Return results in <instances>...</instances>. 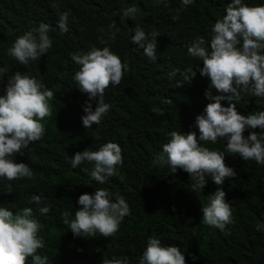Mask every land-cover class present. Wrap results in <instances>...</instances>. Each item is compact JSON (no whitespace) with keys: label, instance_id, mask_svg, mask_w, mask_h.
<instances>
[{"label":"trees","instance_id":"1","mask_svg":"<svg viewBox=\"0 0 264 264\" xmlns=\"http://www.w3.org/2000/svg\"><path fill=\"white\" fill-rule=\"evenodd\" d=\"M231 2L193 0L182 6V0H0V68L6 71L0 79V96L6 95L9 77L15 72L35 78L42 90L54 93L48 102L51 114L40 121L43 137L11 157L28 164L32 176L0 177V207L14 214L33 208L42 225L37 235L44 241L37 255L47 256V264H103L113 258L140 264L150 237L160 239L162 246H178L186 264H264V165L228 152L227 138L201 141L202 146L224 153L227 166L237 175L222 185L206 175L204 189L193 192L189 173L183 169L174 173L170 165L158 162L172 131L196 132L199 138L196 117L214 102L205 93L211 90L213 96L222 95L209 77L200 74L203 61L191 56L188 47L203 37V46L211 50L214 24L226 15ZM242 4L260 6L264 0H242ZM129 7L136 8L135 18L121 20ZM64 11L70 14L67 33L57 27ZM41 23L51 26L52 47L22 65L8 55V49ZM137 26L149 40L151 33L159 34L155 62L132 41ZM105 46L128 67L120 85L110 84L105 90L109 111L98 125L87 129L82 117L89 97L74 80L80 66L72 54ZM190 67L196 75L188 82ZM221 103L230 106L227 100ZM235 103L245 116L264 111V98L250 92L242 91ZM92 106L94 110L96 101ZM252 131L262 130L248 129L245 137ZM107 142L118 143L122 149L118 175L100 184L90 176L94 162L72 168L69 161L77 152L97 151ZM218 188L225 191L232 213L224 231L202 223V207ZM98 189L108 190L113 201L117 195L124 196L131 214L112 237L99 232L75 236L63 223L62 213L69 212L71 222L81 207L79 197L94 195ZM35 195L41 196V204L33 202ZM49 205L51 210L41 215L39 208ZM28 264H32L31 257Z\"/></svg>","mask_w":264,"mask_h":264},{"label":"clouds","instance_id":"2","mask_svg":"<svg viewBox=\"0 0 264 264\" xmlns=\"http://www.w3.org/2000/svg\"><path fill=\"white\" fill-rule=\"evenodd\" d=\"M192 2L182 0V6ZM135 13L136 8L129 7L124 10L121 20L134 19ZM69 15L64 11L58 18L57 27L64 33L68 32ZM111 27H115V23ZM50 29V25L41 23L38 29L18 37L8 49V55L22 65L39 59L52 47L48 35ZM212 33L211 50L203 46L205 40L199 37L188 47V53L203 61L200 74L209 77L211 86L222 95L213 96L211 90L205 93L214 102L206 106L204 114L196 117L199 138L196 132L172 131L169 142L163 145L164 154L158 157V162L170 165L174 173L178 169L189 173L193 192L204 189L206 175H210L217 185L237 175L227 166L224 153L202 146L201 141L215 143L218 138H227L228 152L264 165V111L245 116L238 112L235 103L240 100L242 91L264 98V5L248 6L242 4V0H232L226 15L215 22ZM158 36L153 32L149 40L148 34L137 26L132 41L155 62ZM72 60L80 66L74 75L78 89L89 97L84 107L86 115L82 117L83 125L88 129L93 124L98 125L109 111L110 105L104 99L105 90L110 84L120 85L128 66L107 46L103 49L93 47L87 53H73ZM187 71L190 76L185 79L191 82L196 72L191 67ZM4 73L5 69L0 68V79ZM53 97V91L42 90L35 78L20 72L9 77L6 95L0 96V177L16 180L32 176L28 164L16 163L11 157L43 137L45 130L40 121L51 114L48 102ZM225 100L230 106L221 103ZM92 101H96L94 110ZM257 128L262 131H252L245 137L246 130ZM84 161L94 162L90 176L103 184L106 178L118 175L117 165L123 163L122 149L118 143L107 142L97 151L77 152L69 162L76 168ZM84 171L88 172V169ZM111 195L106 189H98L94 195L82 194L75 219L70 222V213L65 211L63 223L70 226L75 236H95L97 232L106 238L114 236L124 217L131 212L124 196L117 195L113 201ZM225 197L222 188L209 197L210 203L202 207V223L225 230L231 223L232 214ZM32 199L35 204H41V196L35 195ZM50 210V205L39 208L41 215ZM41 227L31 207L15 214L7 207H0V264H28L29 257L32 264H47V256L37 255L38 249L44 247L43 238L37 235ZM103 264L127 262L113 258ZM140 264H186V257L178 246H162L160 239L150 237Z\"/></svg>","mask_w":264,"mask_h":264}]
</instances>
